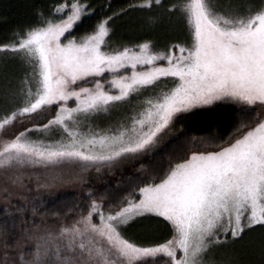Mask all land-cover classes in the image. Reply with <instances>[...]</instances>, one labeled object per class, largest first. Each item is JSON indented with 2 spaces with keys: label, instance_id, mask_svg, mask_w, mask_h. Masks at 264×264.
Masks as SVG:
<instances>
[{
  "label": "snow or ice",
  "instance_id": "6c2138e0",
  "mask_svg": "<svg viewBox=\"0 0 264 264\" xmlns=\"http://www.w3.org/2000/svg\"><path fill=\"white\" fill-rule=\"evenodd\" d=\"M137 10L149 30L180 18L185 40L116 42V21ZM35 15L0 43V61L31 68L15 88L0 87V174L11 181L0 187V264L13 255L12 264H248L226 246L257 227L264 232V2L130 0L115 8L59 0ZM90 18H97L92 31L74 36ZM216 102L240 113L226 134H206L216 150H196L205 145L190 137L195 147L162 171L90 190L83 207L54 211L55 231L37 225L47 211L40 201L25 204L18 194L25 176L50 183L69 176L91 188L84 175L91 169H142L166 137L184 135L193 110ZM113 110H123L114 126L92 123ZM25 118L43 122L29 126ZM148 214L167 229L163 242L128 235ZM259 256L264 264V241Z\"/></svg>",
  "mask_w": 264,
  "mask_h": 264
},
{
  "label": "trees",
  "instance_id": "16d2710c",
  "mask_svg": "<svg viewBox=\"0 0 264 264\" xmlns=\"http://www.w3.org/2000/svg\"><path fill=\"white\" fill-rule=\"evenodd\" d=\"M58 2L59 0H0V43L10 42L13 39L14 33L20 32L26 26L32 24L36 20L35 13L38 10L47 14L51 6ZM86 2L92 3L94 7H99L101 4L110 2L112 7L120 8L126 7L130 0H86ZM131 2L138 3L139 0H131ZM250 2L253 5L260 6L262 0H250ZM145 15L142 11H130L126 16L117 20L115 23V39L125 40L127 43L134 44L146 38L152 39V31L164 33L163 36L153 37V39L163 44L172 42L174 39H179L167 37L168 40L165 41V21L162 25H158L151 30L147 29L144 24ZM97 18L85 20L81 26L73 29V35L79 37L91 32ZM239 116L240 113L237 111V107L231 104L216 105L211 108L194 111L184 124V135L179 139L167 138L162 148L158 149L155 154H150L148 159L142 161V169L134 165H121V171L115 168L110 170V172L114 173V176L111 178L108 176L105 178L92 177L87 180L91 188L85 186V190L80 193L60 194L57 197H45L33 200L29 204L40 201L37 206L47 209V211L38 214L37 225L40 218L49 224L61 223L60 217L53 214L54 211L59 212L63 209L83 207V205L88 203L86 197L90 190L93 192H103L107 188L108 191H112V185L120 184L121 181L139 182V175L145 172H151L153 169L162 171L170 159L174 160L176 157L181 156L186 148L195 147L190 137L199 139L205 145L204 149L196 150H216L214 145L208 143L205 138L206 134H226L237 123ZM133 172L138 175L132 176ZM99 175L101 174H97L96 176ZM140 186H143V184L141 183ZM2 219L3 213L0 211V220ZM68 221L71 220L64 219L62 222L66 223ZM19 223V220H17V227H19ZM143 227H148L152 234L146 235L142 233L141 228ZM166 232L167 229L164 228L161 218L155 215H147L135 227L128 230V235L139 243L148 244L156 240L163 242ZM167 238H170V236ZM261 241H264V232L257 227L249 233L245 241H238L234 245H228L227 250L235 252L237 258L241 260L246 259L248 264H256L260 258Z\"/></svg>",
  "mask_w": 264,
  "mask_h": 264
},
{
  "label": "rangeland",
  "instance_id": "374dc122",
  "mask_svg": "<svg viewBox=\"0 0 264 264\" xmlns=\"http://www.w3.org/2000/svg\"><path fill=\"white\" fill-rule=\"evenodd\" d=\"M262 2H264V0H262ZM250 3L252 4V2ZM253 6L258 7L259 5H253ZM163 35H164L163 32H158V31L157 32L152 31V34H151L152 39L153 37H156V36L159 37ZM186 35H187V32H186L184 22L180 18L178 17L173 18L171 22L165 20V41L168 40L167 37H171V38H179V39H174L172 42H183L186 38ZM113 39L118 43H124L129 46L131 45L130 43H127L125 40L115 39V37H113ZM162 41L165 42L163 39ZM158 43L160 45H163V43H161L160 41ZM167 43H170V42H167ZM25 72L30 73L31 68L28 66H21L16 61H8L6 64L3 61H0V87L9 86V87L15 88L18 85L19 80L22 79L23 74ZM3 76H7L8 80L5 81L2 78ZM222 104L234 105L228 102H216L215 104H212V105L201 106L198 109L193 110V112L197 110H201V109L211 108L216 105H222ZM68 106L69 107L74 106L71 100L68 102ZM234 106L238 107L237 105H234ZM122 114H123V110H113V111H110L108 115L106 116L102 115L101 117L93 121L92 123L94 125H98L99 130L107 129L110 125L114 126L117 123V121L121 119ZM33 122L40 123L43 121L42 120L33 121V120H29L28 118L24 119L25 125L30 126L31 123ZM50 135H54V134H50ZM29 138L32 140H40V139L46 140L47 136L30 135ZM166 140H167V137L165 138L164 141H162L161 145L158 146V149L163 147ZM97 174H101V175L96 176ZM84 175L86 176L87 180H89L92 177L105 178L108 176L111 178L114 176V173L110 172L108 169L102 168L99 172H97L95 169H91L89 172L84 173ZM5 183L10 185L11 181L8 179L7 176L0 174V187H3ZM23 184L26 187L19 189L18 194L21 196V199L23 200L25 204H29L33 200H36V199H41L45 197L46 198L57 197L60 194L80 193L81 191L85 190L84 184L80 183L74 177H69V176H66L63 179H60L55 183H50L46 178H40L39 180H37V177L35 175L31 176L30 178L28 176H25V178L23 179ZM3 203H4L3 196H2V193H0V205H2ZM148 215H154V214H148ZM93 219L95 222H98L96 221L95 217ZM41 221H44L46 223L47 228L52 231L57 230L61 226V223L49 224L45 220H41V218L39 219L38 225L41 224ZM70 223H72V221H68L66 223L64 222V224H70ZM141 229L143 231L142 233L146 235L152 234L151 230L148 229V227H143ZM25 246H27V244H25ZM227 247L228 245L226 246V249ZM224 250L225 249H221V251H224ZM213 258L219 259L220 257L214 256ZM3 259H4L3 253L0 252V260H3ZM14 260H15V256L14 255L10 256L8 258L9 264H12Z\"/></svg>",
  "mask_w": 264,
  "mask_h": 264
}]
</instances>
